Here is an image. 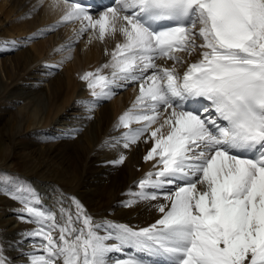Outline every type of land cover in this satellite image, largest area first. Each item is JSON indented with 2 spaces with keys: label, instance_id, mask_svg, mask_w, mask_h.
I'll return each mask as SVG.
<instances>
[{
  "label": "snow or ice",
  "instance_id": "6c2138e0",
  "mask_svg": "<svg viewBox=\"0 0 264 264\" xmlns=\"http://www.w3.org/2000/svg\"><path fill=\"white\" fill-rule=\"evenodd\" d=\"M59 2L61 22L80 21L81 33L123 37L103 65L113 69L111 78L98 68L81 79L93 97H106L117 78L140 82L132 108L116 126L127 129L125 149L147 133L152 147L144 160L158 157L157 170L138 181L141 191L134 195L159 200L162 193L167 203L156 206L161 215L148 227L116 226L119 243L109 245L112 235L98 234L101 225L79 201L73 199L75 219L60 209L61 223L54 211L37 207L34 189L21 185L12 198L39 225L29 236L40 238L26 264H112L111 253L125 245L163 264H264V0H112L104 10L90 0ZM197 49L200 58L182 76L155 63L157 56L180 62L176 52ZM201 99L209 102L203 112L196 107ZM161 107L167 115L153 129ZM134 122L140 127L132 129ZM123 161L120 155L113 162Z\"/></svg>",
  "mask_w": 264,
  "mask_h": 264
},
{
  "label": "bare ground",
  "instance_id": "6f19581e",
  "mask_svg": "<svg viewBox=\"0 0 264 264\" xmlns=\"http://www.w3.org/2000/svg\"><path fill=\"white\" fill-rule=\"evenodd\" d=\"M63 13L64 6L59 0H0V100L8 101L6 105L11 109V114H7L11 124L0 127V168L29 179L39 197L38 205L42 210L54 211L61 223V208L70 210L75 219L77 209L72 196L76 198L93 224L101 225L98 234H111L113 238L106 243L114 245L119 243L115 238L119 231L116 226L127 225L138 230L160 217L156 206L167 203L162 193H158L159 200H141L134 195L141 191L138 181L157 170L153 166L158 157L144 160L152 147L147 133L125 149L122 134L127 129L116 126L119 117L132 108L133 91L139 94L140 82L117 78L118 83L114 82L106 90V97H93L88 82L81 79L84 73L98 68L101 75L111 78L113 69L103 65L111 63V53L117 43L123 42V37L116 32L101 40L98 30L81 33L80 21H67L68 27L60 32V27L66 24L61 22ZM49 32H54L53 44L61 42L56 49L63 52L62 56L48 54L49 51L42 49L44 42L34 40ZM87 32L92 36L84 40L86 45L83 48L81 45L82 49L80 45L73 48ZM196 43L199 45L202 40L197 38ZM35 44L41 50H36ZM73 53V62H69ZM175 54L180 62L157 56L156 65L175 68L182 76L188 64L200 58L199 49L192 55ZM151 74L152 70H148L147 75ZM132 84L134 87L122 92L119 101L115 95ZM34 108L43 109V113L39 115ZM46 108H49V117L44 116ZM163 110V107L159 110L162 122L167 115ZM3 121L8 120L0 115V124ZM158 126L155 123L151 127ZM130 127L136 129L140 124L134 122ZM162 131L166 134L167 127ZM79 132L81 135L77 137ZM21 136H28L40 157L29 154V150L25 157L5 151L8 144L14 150L16 139ZM120 155L124 161L114 163ZM133 200L136 202L131 205L126 203ZM24 216L28 218L27 214ZM1 217L0 257L5 264H26L33 249H39L38 237L34 247L28 242L31 228L35 226L27 222L32 227L23 230V221L13 219L12 214H1ZM122 254L123 250L112 252V264L122 260Z\"/></svg>",
  "mask_w": 264,
  "mask_h": 264
},
{
  "label": "rangeland",
  "instance_id": "374dc122",
  "mask_svg": "<svg viewBox=\"0 0 264 264\" xmlns=\"http://www.w3.org/2000/svg\"><path fill=\"white\" fill-rule=\"evenodd\" d=\"M43 8V6L41 7V9ZM64 23V22H63ZM63 27V28H62ZM68 27V22H66V24L64 25V26H61L60 27V29H61V31L60 32H62L63 31V29L64 28H67ZM52 34L54 35V32H49V33H47L46 35H44L43 37H39V36H37L34 40L36 41H43L44 43V46H42L43 48V50H44V48L47 50V52H48V54H56V55H59V56H62V54H63V52H58L59 50V48L58 49H56L57 47H59V45L61 44V42H59V41H57V43H54L53 44V41L51 42V36H52ZM86 34V36L85 35H83V37L82 38H80L78 41H76V44H74V46H73V48H77L79 45H80V48H81V45H82V48H83V46H85L86 45V43H84V40H86V38H87V36H89V37H91L92 35L91 34H89L88 35V32L87 33H85ZM89 37H88V41H89ZM45 38V39H44ZM34 41V42H35ZM36 41V42H37ZM83 43H84V45H83ZM89 44V43H88ZM35 49L36 50H41L40 48H41V46H37L36 44H35ZM81 48V49H82ZM55 49V50H54ZM60 49H62V47H60ZM76 50V49H75ZM74 56H75V53H73L72 55H70V61L69 62H73V58H74ZM116 83H118V81H115ZM37 86V84H35V87ZM132 86V88L134 87V85L132 84V85H128L126 88H125V90H123V91H121V92H117L118 94L117 95H115L116 97L118 96V99H119V101H120V96H121V94H122V92L124 93L127 89H130V87ZM136 86V85H135ZM134 90H135V88H134ZM134 92V99L136 98V96H137V94L135 93V91H133ZM114 95H113V97L112 98H114L115 97ZM1 101V100H0ZM13 101V100H12ZM5 103V104H4ZM6 104H8V101H6V100H3V101H1L0 102V113H2V114H0V115H2V118L4 119V120H8L7 122H2L1 124H0V127L3 125V124H6V125H9V124H11V122H9V119H7V117L9 116V115H7L8 113L9 114H11L10 112H11V109H10V107L8 106V105H6ZM14 106V105H13ZM120 107V106H119ZM35 109V108H34ZM37 112H38V114L39 115H41L42 113H43V109H35ZM121 111H124V110H121ZM46 115V117H49L50 116V111H49V108H46V110H45V112H44V116ZM156 123H159V125H160V123L162 124L163 122H162V120H161V117L157 120V122ZM32 126V125H31ZM80 132H82V131H80ZM80 132L78 133V135H77V137H79L81 134H80ZM80 134V135H79ZM23 137V138H22ZM16 148H14V150L12 149V146L10 145V144H8L6 147H5V151L8 153V152H10V153H12V152H14V153H16L17 155H21L22 157H25V153L29 150V154L31 153L33 156H35V157H40V155L39 154H37L36 152H35V150H34V145H33V143L32 142H30V139L28 138V136H21V137H19V138H17L16 139ZM38 152H39V149H38ZM6 153V154H7ZM39 161H40V159H39ZM22 174V173H21ZM5 175L8 177V178H10L11 180H15V181H17V183L16 184H10V183H8V181L5 179ZM21 185H23L25 188H27V189H34V186H33V183L29 180V179H27L26 177H24V175L22 174V175H17V174H15V172H12L11 170H9V169H4V168H0V227H1V225L3 224V222H2V217H1V214H5V215H11L12 214V218L14 219L15 218V220H18L19 222L21 221H23V230H29L28 228H30V227H32V225L31 224H33V226H35V227H33V228H31V229H33V231L36 229V228H38L39 227V225L38 224H36V223H33V222H31V220L33 219V218H31V217H29L28 216V214L24 211V208H25V206H24V204H22V203H20V201L18 200V199H13L12 198V194H16L15 193V190L17 189V188H19ZM22 195H25V196H27L28 194L27 193H22ZM2 198V199H1ZM72 199H74V197L72 196ZM75 200L76 201H78L76 198H75ZM4 203V204H3ZM38 206V208L39 209H41L42 210V207L41 206H39V205H37ZM17 212V213H16ZM24 214H27V217L29 218H26L25 216H24ZM24 219H26V220H24ZM28 220V221H27ZM25 221V222H24ZM27 222H30L31 224H28ZM56 235L58 236L59 235V233L57 232L56 233ZM39 239L40 238H38V242H39ZM36 238H33V237H30V239L28 240V242L30 243V245L32 246V247H34L35 246V244H36Z\"/></svg>",
  "mask_w": 264,
  "mask_h": 264
}]
</instances>
